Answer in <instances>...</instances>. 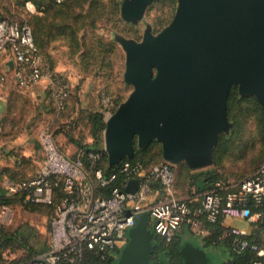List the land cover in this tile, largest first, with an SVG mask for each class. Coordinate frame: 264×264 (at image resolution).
<instances>
[{
  "label": "built area",
  "instance_id": "2783aa9c",
  "mask_svg": "<svg viewBox=\"0 0 264 264\" xmlns=\"http://www.w3.org/2000/svg\"><path fill=\"white\" fill-rule=\"evenodd\" d=\"M0 54L5 56V67L12 62L11 74L18 85L29 86L46 77L55 110L63 111L71 92L69 79L43 58L27 23L0 17ZM5 77L0 74V80ZM101 101L105 119L114 105L104 93ZM38 139L41 165L33 175L9 181L6 188L9 193H22L29 202L54 204L48 219L49 247L18 264H80L86 249L101 257L113 253L124 245L128 228L143 212L154 232L167 242L186 229L219 241L229 252L249 253L248 264H264V157L236 180H217L198 189L189 177L188 188L181 193L176 189L175 165L166 160L146 167L123 158L105 172L103 144L96 151L77 148L71 156L49 127L39 131ZM131 178L137 179L134 191L125 189ZM59 184L64 195L53 202ZM5 211L6 205L0 204V218Z\"/></svg>",
  "mask_w": 264,
  "mask_h": 264
},
{
  "label": "water",
  "instance_id": "95a60500",
  "mask_svg": "<svg viewBox=\"0 0 264 264\" xmlns=\"http://www.w3.org/2000/svg\"><path fill=\"white\" fill-rule=\"evenodd\" d=\"M150 1H123V16L138 19ZM176 1L171 20L157 33L145 30L141 40H121L123 81L132 89L104 119L109 165L157 140L163 160L202 168L212 162L218 134L230 126L231 87L264 105V0ZM136 186L131 178L125 189ZM141 214L113 264H165L150 259L153 232ZM178 252L182 264H208L202 249L188 239Z\"/></svg>",
  "mask_w": 264,
  "mask_h": 264
},
{
  "label": "rangeland",
  "instance_id": "374dc122",
  "mask_svg": "<svg viewBox=\"0 0 264 264\" xmlns=\"http://www.w3.org/2000/svg\"><path fill=\"white\" fill-rule=\"evenodd\" d=\"M123 1L125 0H0V17L27 23L34 40L37 35L41 42L39 46L43 56L47 61L57 64L56 71L68 76L71 90L69 97L74 98V93L78 90L79 93H84V99L92 106L91 109L99 110L102 93L119 103L132 89V85L123 81L125 51L121 40H141L145 30L157 33L171 20L177 6L176 0H151L143 14L132 20L122 14ZM29 4H33L36 9H31ZM4 59L5 56L0 54V73L4 68ZM233 86L241 100L236 102L232 98L229 102L227 98L230 126L218 134L212 150V162L202 167L214 169L223 180L239 179L254 170L264 157V126L257 121V103L263 109L264 105L254 95L239 94L237 86ZM118 103L114 102V109ZM152 143L143 153L146 164L163 160L160 142L153 140ZM184 166L183 161L176 166L177 190L181 193L186 192L190 177L188 168L185 169ZM143 214L147 220V213L143 212L141 215ZM9 219L10 216L7 215L1 217L0 223L4 225ZM181 233L202 249L208 264H222V261L234 258L221 244L209 243L203 236L189 233L186 229ZM16 248L13 251L16 253L14 259L20 263L23 256L17 254L19 247ZM116 251L112 255L118 256Z\"/></svg>",
  "mask_w": 264,
  "mask_h": 264
},
{
  "label": "crops",
  "instance_id": "0c3cea01",
  "mask_svg": "<svg viewBox=\"0 0 264 264\" xmlns=\"http://www.w3.org/2000/svg\"><path fill=\"white\" fill-rule=\"evenodd\" d=\"M3 67L0 74L5 73L6 77L0 80V195L9 194L6 188L9 181L21 176H31L41 165L43 153L38 135L42 128L49 127L54 132L58 144L68 155L74 154L77 149L68 133L72 132L73 138L82 136L85 143L93 141L89 131L90 124L86 123L85 116L82 117L92 108L86 103L84 93L74 91V98L72 96L69 99L65 112L58 113L49 93L46 77L22 87L11 74L12 62H9L8 67ZM54 69L58 70L57 64ZM74 117L81 118V125L78 127L69 123ZM184 168H188L186 164ZM49 211L50 207L46 203L26 201L21 194L11 197L10 204L6 205L3 217L7 215L10 219L3 226L10 237L26 241L27 246L31 247L32 252H28L32 257L45 252L49 247ZM186 237L187 235L183 238L187 239ZM15 249L17 248H5L2 254L13 259L16 256L13 252ZM17 254H26V249L19 247ZM222 264L230 263L226 260Z\"/></svg>",
  "mask_w": 264,
  "mask_h": 264
},
{
  "label": "trees",
  "instance_id": "16d2710c",
  "mask_svg": "<svg viewBox=\"0 0 264 264\" xmlns=\"http://www.w3.org/2000/svg\"><path fill=\"white\" fill-rule=\"evenodd\" d=\"M63 1H65V0H57V2H63ZM39 25L41 26V24H39ZM39 29H40V27H39ZM38 34H39V32H38ZM32 36H33V33H32ZM35 37H36L35 40L33 37L34 43L39 48L40 47L39 45L41 44V42H40L39 38L37 37V35ZM41 49L42 48L40 47L39 50H40V53L42 54L43 52ZM42 56H43V54H42ZM43 58L46 59L44 56H43ZM46 60H48V59H46ZM49 63H50V66L52 68H54L55 64L52 63L51 61ZM233 87L234 86L231 87V90L228 94V100H229V102H231V100H233L232 98H234L236 100V102L238 100L240 101L241 99H240V97L237 96V92H235V89H234L235 87L234 88ZM68 101H69V99L66 101L65 107L62 111L63 113L66 110ZM110 101L113 105H115L114 102L118 103L117 100H115L113 102V100L110 99ZM229 102H228V104H229ZM257 107H258L257 108V121L260 123V125L264 126V109L258 103H257ZM101 108H102V101L100 100V109L99 110L94 108V109L89 110L87 113L85 112L84 115H82V117L85 116L86 123L90 124L89 131L93 137L92 143H85L82 140V136H78L77 138H73V136L71 134L72 132L68 133L69 138L72 141H75L77 148H82L85 151H88V150L96 151L101 146L102 131L104 128V117H103V114L101 112ZM80 120H81V118L74 117L69 121V123L72 124V126L76 127L79 125ZM152 142H150L147 147L142 148V149L135 147V152H134V155L131 158V160H138L146 167L152 165V164H146V161H144V159H143L144 158L143 153L146 152V150L149 148V146H151L153 144ZM74 155H75V152L71 156H74ZM84 160L86 163L88 162V159L86 157H84ZM102 168L105 172L112 171L115 168V165H109L108 164L106 154L104 155V158L102 160ZM246 174H244L243 176H245ZM188 175L194 179V183L196 184V187L198 189L209 187L217 180H223L221 177H219L218 173L212 168H200V169H195V170H189L188 169ZM22 177H26V176H21V177H17V178H22ZM223 181H227V180H223ZM53 193H54L53 194V197H54L53 202L59 200V198L64 195L63 191L61 190L60 184L58 186L54 187ZM103 193L107 194V189H104ZM9 194L0 195V204H4V205L10 204L11 197H15L16 195H20V194L23 195L22 193H9ZM46 204L49 205V207H50V211H49V216H50L52 213L54 204L53 203H46ZM147 221H148L147 223H148V225H149V227L152 230L153 235H154L153 248L154 249H160V250L162 249L163 252H168V254L170 255V258L172 259L173 262H175V264H181L180 256H179V252H178V247H179L180 243L184 240V238H183L184 236L181 233L184 229H182L180 232H178L176 234V236L179 237V240L176 241V239H175L176 236H175V238L172 241L167 242L161 236H159L158 234H156L154 232V230L152 229V226L150 224L148 216H147ZM214 230L216 232V229H214ZM206 240L212 244H221L219 241H216V240L215 241H212L211 239H206ZM8 247H10L12 249L14 247H24L26 249V254L22 255L23 258L20 260L21 262L27 261L32 257V254L30 252H28V251H31L30 250L31 247L29 248L27 246L26 241H24L22 239H15L13 237H10V235L7 232V230L5 229V227L0 223V264H18L19 260H15L14 258L8 259V258L3 256L2 251ZM116 252L119 253V250H117ZM232 254H233L234 258L230 259V261H229L230 264H239L241 262H247V259L249 256V253H232ZM116 256L117 255H112V253H110V254H106L105 256L101 257L98 254V252H96L94 249H86L80 264H112L114 262ZM150 259H151V256H150ZM169 264H172V262H170Z\"/></svg>",
  "mask_w": 264,
  "mask_h": 264
},
{
  "label": "flooded vegetation",
  "instance_id": "af4514ba",
  "mask_svg": "<svg viewBox=\"0 0 264 264\" xmlns=\"http://www.w3.org/2000/svg\"><path fill=\"white\" fill-rule=\"evenodd\" d=\"M176 241L179 240V237L176 236ZM150 256H151V260H163L165 262V264H169L172 259L170 258V255L168 254V252H163V250L161 249H154L153 246L151 248L150 251ZM180 256V254H179ZM180 262L182 264L181 261V256H180Z\"/></svg>",
  "mask_w": 264,
  "mask_h": 264
}]
</instances>
